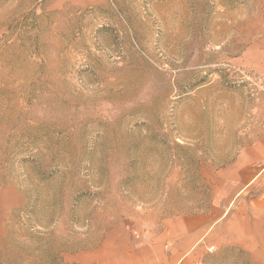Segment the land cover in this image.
<instances>
[{
	"label": "rangeland",
	"instance_id": "374dc122",
	"mask_svg": "<svg viewBox=\"0 0 264 264\" xmlns=\"http://www.w3.org/2000/svg\"><path fill=\"white\" fill-rule=\"evenodd\" d=\"M263 131L264 0H0V264H115Z\"/></svg>",
	"mask_w": 264,
	"mask_h": 264
},
{
	"label": "crops",
	"instance_id": "0c3cea01",
	"mask_svg": "<svg viewBox=\"0 0 264 264\" xmlns=\"http://www.w3.org/2000/svg\"><path fill=\"white\" fill-rule=\"evenodd\" d=\"M215 181L218 190L206 211L165 220L152 243L123 239L115 264H186L196 252L224 243L253 253L252 242L263 239L264 131L234 155Z\"/></svg>",
	"mask_w": 264,
	"mask_h": 264
}]
</instances>
